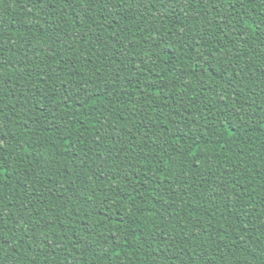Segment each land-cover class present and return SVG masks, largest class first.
<instances>
[{
	"label": "trees",
	"instance_id": "1",
	"mask_svg": "<svg viewBox=\"0 0 264 264\" xmlns=\"http://www.w3.org/2000/svg\"><path fill=\"white\" fill-rule=\"evenodd\" d=\"M0 264H264V0H0Z\"/></svg>",
	"mask_w": 264,
	"mask_h": 264
}]
</instances>
